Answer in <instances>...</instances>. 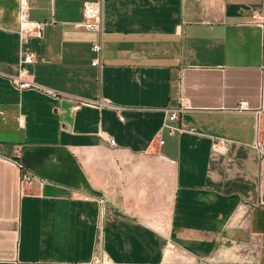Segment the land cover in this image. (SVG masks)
Segmentation results:
<instances>
[{"label": "crops", "instance_id": "crops-1", "mask_svg": "<svg viewBox=\"0 0 264 264\" xmlns=\"http://www.w3.org/2000/svg\"><path fill=\"white\" fill-rule=\"evenodd\" d=\"M84 1L31 0L48 24L20 44L18 0H0V264H264L260 0H101V36L74 26ZM25 54L66 96L11 84Z\"/></svg>", "mask_w": 264, "mask_h": 264}, {"label": "built area", "instance_id": "built-area-1", "mask_svg": "<svg viewBox=\"0 0 264 264\" xmlns=\"http://www.w3.org/2000/svg\"><path fill=\"white\" fill-rule=\"evenodd\" d=\"M30 1L31 0H18L17 2V19H18V39L20 44L25 43L29 38H41L43 35L44 28L48 21H39L34 20L30 17ZM261 3V11L254 15V19L256 22L264 28V0H260ZM102 4L101 0H85L82 4V21L76 23L75 27H80L87 31H95L100 36L102 34L101 31V23H102ZM91 50L94 53V58L91 60L90 64L95 67L101 66V43L100 41H95L91 45ZM33 61V57L29 54H25L21 56L19 59V67L16 74L8 76L7 78L11 82V84L19 89H30L37 92H42L54 99L60 98L61 96H66L65 94L45 87L37 82H35L31 77L28 69L24 66V64L31 63ZM72 102V109L79 110L83 107H91L101 110L103 108L113 109L119 112L120 107L113 104L109 100L103 97H96V98H81V97H73L68 96ZM182 108H170L167 109L165 112V117L163 121L162 128L168 130L169 133H174L179 131L180 128L178 126L172 125L171 122L177 121L179 118V113L181 112ZM238 111H247L249 110L247 101L243 100L238 103L237 106ZM259 110H262L259 109ZM258 112V111H256ZM123 116L119 115V119L123 120ZM257 138L254 143L255 150L257 153L264 157V133L260 134L257 128ZM159 143L163 142L162 138H159ZM110 145L115 144V140L112 138L108 139ZM15 158H5L9 162H11L14 166H16L19 170V186L22 190L25 186L30 185L35 178L33 173L22 163L19 159V152L16 151ZM257 244V239H255V247ZM108 259L102 258H95L92 261V264H108Z\"/></svg>", "mask_w": 264, "mask_h": 264}]
</instances>
